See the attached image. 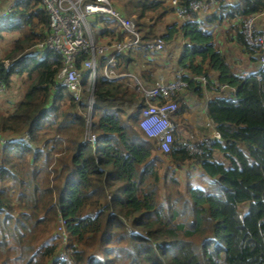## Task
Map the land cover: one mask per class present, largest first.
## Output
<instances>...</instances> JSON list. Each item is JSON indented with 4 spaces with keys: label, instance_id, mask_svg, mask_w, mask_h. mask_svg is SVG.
<instances>
[{
    "label": "trees",
    "instance_id": "trees-1",
    "mask_svg": "<svg viewBox=\"0 0 264 264\" xmlns=\"http://www.w3.org/2000/svg\"><path fill=\"white\" fill-rule=\"evenodd\" d=\"M193 1L207 0L178 5L189 11ZM112 3L133 18L141 45L115 56L111 69L122 76L114 79L103 75L113 51L99 57L94 146L84 141V105L64 89L54 91L60 55L34 49L48 29L40 0H23L0 20V42L5 34L15 35L3 58L6 68L0 58V80L5 90L12 77L24 86L13 108L0 111V184L11 186L0 187V264H57V247L36 244L59 216L69 239L94 251L75 249L74 264H264V69L260 80L243 78L209 31L235 20L237 43L246 49L242 20L261 15L264 0H216L210 14L191 13V21L165 23L162 29L173 11L169 0ZM93 20L98 43L124 40L115 20ZM178 35L185 42L178 59L185 92L201 100L211 96L206 113L219 139L195 155L173 148L165 162L185 179L163 175L162 181L158 163H164V154L139 127L145 102L131 75L145 89L153 87L158 65L143 44L160 38L171 45ZM245 52L259 65L258 51ZM220 87L230 92L229 99ZM180 96L177 119L183 121L187 106ZM25 132L29 140L18 142ZM182 138L177 135L174 146ZM54 154L59 156L51 174ZM191 170L199 173L194 183L201 185L190 181Z\"/></svg>",
    "mask_w": 264,
    "mask_h": 264
},
{
    "label": "built area",
    "instance_id": "built-area-1",
    "mask_svg": "<svg viewBox=\"0 0 264 264\" xmlns=\"http://www.w3.org/2000/svg\"><path fill=\"white\" fill-rule=\"evenodd\" d=\"M23 0H11L8 7L0 12V20L5 18ZM113 0H40L48 15V29L45 39L36 43L34 49L37 51H54L61 57L62 65L56 75L57 85L55 93L64 89L78 104L84 105L85 137L91 145H96L97 136L93 133L94 117V83L98 68L99 57L110 50L112 55L108 56L105 63L103 75L108 79L121 77L111 69L114 65V58L117 54L140 47V36L136 29L133 18L121 13L112 3ZM173 11L181 18L183 24L191 21V13L210 14L216 5V0L193 1L189 5V11L178 5V0H169ZM264 14V12L262 13ZM97 17H110L115 20L119 28L126 33L122 42L112 45H99L92 24L88 21ZM258 16H248L243 18L241 23V33L243 35L247 50L258 51V69L252 73H244L243 78L254 76L260 80L259 71L264 69V29L257 26ZM165 43L160 38H155L144 42L143 47L152 53L162 52ZM86 56L85 59H82ZM80 61V67L77 62ZM7 65H5V68ZM184 71L178 68L171 81L159 78L155 85L145 89L135 80V90L138 91L145 102L139 127L147 138L155 141L157 150L166 155L173 148H184L189 154L195 155L202 153L203 146H210L213 141L219 139L215 124L210 120L206 127L210 134L197 137L195 141L189 142L180 139L178 146L175 139L179 131L177 120L178 103L175 98L185 91L187 85L183 80ZM206 85V80L202 77H195ZM86 85L83 86V81ZM214 86L219 87L216 81ZM226 91L225 87H220ZM5 86L0 80V95ZM85 92H87L85 94ZM233 93L234 91L231 90ZM229 93L226 91L227 99ZM211 96L206 94L205 110ZM28 141V133L17 141ZM60 237H63V249L58 253L57 264H74L72 256L74 253L73 245L67 246L65 241L69 240L65 230V221L61 216L58 217Z\"/></svg>",
    "mask_w": 264,
    "mask_h": 264
},
{
    "label": "crops",
    "instance_id": "crops-1",
    "mask_svg": "<svg viewBox=\"0 0 264 264\" xmlns=\"http://www.w3.org/2000/svg\"><path fill=\"white\" fill-rule=\"evenodd\" d=\"M232 1L233 0H226V2ZM168 15L166 16V20L171 18L173 22L176 21L180 25L183 24L181 18L174 11ZM261 20H263L261 16H258L257 25L259 26L258 28L262 30V28H264V20ZM235 25H237L235 20L225 21L219 26H211L209 31L214 34V42H216L219 46L222 53L227 57L228 61L235 66V71L239 72L243 76L244 73H252L256 71L258 64L250 60V56L245 52V50L247 51V48L245 47L246 49H243L242 46L237 43V30ZM216 27L218 31H216ZM174 42L171 45H166L164 51L155 53L154 59L158 65V68L154 72L155 77H157L156 80L163 77V75H166L167 77H165V79L171 81L175 72L179 68L178 59L182 53L185 42L180 35L175 38ZM172 59L174 62H172ZM131 77L133 78L134 83L135 80L138 81V79L133 75H131ZM134 87L136 88L135 85ZM205 98L204 100L198 99L194 95L185 91H183L180 96V103H184L187 106V113L183 115L182 123L184 122L186 125L188 124L192 128L195 136L206 135L208 133L210 134V130L206 127V124L210 120L207 117V113L204 108ZM180 127L182 128V124H180ZM181 134L183 137V128Z\"/></svg>",
    "mask_w": 264,
    "mask_h": 264
},
{
    "label": "rangeland",
    "instance_id": "rangeland-1",
    "mask_svg": "<svg viewBox=\"0 0 264 264\" xmlns=\"http://www.w3.org/2000/svg\"><path fill=\"white\" fill-rule=\"evenodd\" d=\"M11 2V0H0V12L6 7L9 5V3ZM169 16V15H168ZM261 16V18L264 20V14H261L259 15ZM99 18V17H98ZM165 21H163L162 25H160L158 27V29H162L163 28V25H165V23H172L173 21L171 20V18H169L168 20H166V18L164 19ZM261 20V21H263ZM89 23H94V20L93 19H90L88 21ZM258 26V25H257ZM259 27V26H258ZM216 31L217 30V27L215 28ZM264 29V28H262ZM217 33V32H216ZM15 35H11V34H5L4 35V38L3 40L0 42V58L2 59L1 61H3V63L5 65L8 66V61L4 60V56L6 54V52H8L11 44H12V41L14 39ZM99 45H102L100 43H98ZM175 44V42H174ZM175 50V49H174ZM177 50V49H176ZM42 53L39 54V57ZM172 62H174V60L172 59ZM249 72H252V71H249ZM255 72V71H254ZM165 77H167L166 75H163L162 79L163 80H166ZM13 78V81H12V84L11 86L9 87V89H4L2 94L0 95V111H7V110H11L14 106V104L19 101L21 98H22V95H23V92H24V86H23V83H22V80H20L18 77H12ZM133 84V82H132ZM135 93H138L137 90H135ZM126 107V108H125ZM124 108L126 109L127 113H132L133 111V108L131 107H127L125 106ZM84 115V114H83ZM178 120V119H177ZM91 121H93V123H95V119L92 118ZM179 124H182V128H183V140L185 139L186 141H189V142H193L195 141V139H197V137H201L203 135H200V136H195V134L193 133L192 131V128L187 124H185L184 122L182 123L181 120H178ZM179 131H178V137H181L182 134V128L180 127L179 125ZM86 129V127H85ZM84 141H86V137H85V134H84ZM64 145V143L62 144ZM59 156V154H54L53 155V158H52V163L51 165L49 166V171H51V174H53L52 172V166L55 164L56 162V157ZM160 157H163V162L162 163L160 161V163L158 164H161V168H160V175L162 177V181H163V175H167V177H175L176 179H178L179 181H183V179H185V177H180L181 174H179V172H174V166L173 165H170V163H166L165 161H167L165 155H160ZM192 173H190V181L192 183H194L195 181L198 182L200 181V175L199 173H197L196 171L194 170H191ZM192 174V175H191ZM183 176V175H181ZM195 185H201V184H198V183H194ZM1 186H4V188L7 190L9 189L11 186L10 184H7V183H1L0 184V187ZM14 194V193H13ZM16 195V194H15ZM14 196V195H13ZM15 197V196H14ZM15 200L17 198H14ZM246 209V208H245ZM58 226H59V221L55 220V222L49 227L48 229V232L47 234L45 235L44 238H42L41 240H39V242L36 244V248H38L39 245H43L45 247H52V246H55L57 247V251L60 252L61 249H63V252L66 250L65 248H63L64 244H63V237H60V232L58 230ZM67 243V246H74V250L78 249H85L86 252L89 253V255H91L92 253H94L93 250H89V248L87 247H83V246H80L76 240H67L65 241ZM42 248V247H41ZM93 249L95 247H92ZM91 248V249H92ZM98 254V253H97Z\"/></svg>",
    "mask_w": 264,
    "mask_h": 264
}]
</instances>
